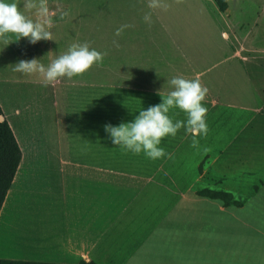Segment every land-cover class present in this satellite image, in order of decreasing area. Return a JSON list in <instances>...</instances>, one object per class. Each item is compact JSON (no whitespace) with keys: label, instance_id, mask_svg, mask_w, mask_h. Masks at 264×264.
I'll list each match as a JSON object with an SVG mask.
<instances>
[{"label":"rangeland","instance_id":"374dc122","mask_svg":"<svg viewBox=\"0 0 264 264\" xmlns=\"http://www.w3.org/2000/svg\"><path fill=\"white\" fill-rule=\"evenodd\" d=\"M58 1L54 4L61 22L59 29L69 35L70 48L64 57L69 62L80 60L85 66L100 61V68L90 70H97L100 77L95 83L89 82L90 89L85 90L72 85L75 77L69 74V87L64 88V95L59 92L60 107L53 106L57 97L55 88L32 89L37 96L47 94L48 107L25 124V142L30 143V148L36 143L38 150L31 156H51L46 148L59 153L62 143L66 156H79V120L87 110V107L83 110L84 100L80 97H85L84 91H88L91 95L95 93L94 97L99 93L101 103L96 124L100 131V157L109 159L111 153L129 164L127 168L140 172V166L130 165L144 155L147 157L140 145V132L137 133L142 127L141 93L147 90L139 82V78L142 84L147 81L146 69L141 73L140 62L147 51H153L155 56L159 50L165 51L162 64H167L170 58L172 63L184 67L185 72L195 71L197 80L193 84L178 78L173 81L165 75L154 76L158 70L149 69L151 82L158 77L161 84L156 83L157 87L166 92L175 90L189 95L192 89L194 98L199 100L190 103L169 99L174 91L160 98L166 103L175 101L177 108L165 120L154 117L170 144L163 150L168 155L165 169L172 165L174 173L190 179L207 170L206 179L210 181L197 183L196 188L225 191L243 203L242 207L224 208V212L215 205L207 209L193 206L192 225L212 222L213 227L207 224L200 231L212 235L214 244L219 245L223 237L228 253L226 264H264V3L226 0L227 10L221 12L214 0ZM65 45V39L56 44L54 58L50 59L63 74L65 71L60 70L63 65L59 64ZM110 62H117V70ZM124 64L127 69L119 67ZM93 86L99 90L94 91ZM145 96L147 102L157 99L155 95ZM152 104L151 116L158 109L156 102ZM5 105L7 108L8 104ZM108 116L116 123L114 133L109 132ZM91 123L88 131L93 127ZM170 127L177 130L175 135V131H168ZM182 128L180 134L178 129ZM35 170L26 175L24 186L29 188L33 183L37 193L44 184L40 178L49 169L39 165ZM32 199L44 205L47 196L21 193L19 197L26 206ZM145 214L143 211L142 217Z\"/></svg>","mask_w":264,"mask_h":264},{"label":"crops","instance_id":"0c3cea01","mask_svg":"<svg viewBox=\"0 0 264 264\" xmlns=\"http://www.w3.org/2000/svg\"><path fill=\"white\" fill-rule=\"evenodd\" d=\"M261 1L264 3V0ZM58 2L0 0V107L2 119L10 125L22 153L14 181L0 211V259L45 264H226L228 253L223 246V237L219 245L214 244L212 235L200 231L207 224L213 227L212 222L192 225L193 206L207 209L215 205L220 212L226 208L222 202L197 194L200 190L196 188L197 183L210 181L206 179L207 170L190 179L174 173L172 165L170 169H165L168 155L163 150L170 144L166 143V132L154 122V117L160 116L165 120L171 110L177 108L175 101L166 103L160 98L174 91L169 99L188 100L190 103L199 101L194 98L196 95L192 89L189 95L176 93L175 90L166 92L157 87L161 84L158 77L151 82L149 69L158 70L154 76L165 75L173 81L178 78L193 84L197 80L195 71L185 72L184 67L172 63L174 61L170 58L167 64H162L165 51L158 49L156 56L153 51H147L140 62L141 73H145L146 69L147 81L142 84L139 78V82L147 90L141 89L142 127L137 133L140 132V145L147 157L144 155V158L130 164L140 166V172L127 168L129 164L119 161L111 153L109 159L100 157V131L96 126L100 116L99 91L96 97L95 93L91 95L88 91H84L85 97H80L84 100L83 110L86 107L87 110L83 111L79 120L78 157L66 156L63 143L58 148L61 150L59 153L46 148L51 156H31L38 150L36 143L30 148V143L25 142V124L48 107L47 94L43 92L37 96L32 89L55 88L57 97L53 106L60 107L59 92L62 96L64 88L69 87V74L71 78L75 77L72 85L85 90L90 89L91 83L97 82L96 78L100 77L97 70L94 72L100 68V61L85 66L80 60L69 62L64 57L70 48L69 35L59 29L61 22L55 7ZM63 39L66 50L61 53L62 64L59 66L63 65L60 70L65 74L56 69L58 65L55 61H50L54 58L56 44ZM110 63L117 70V62ZM119 67L127 69L128 65ZM92 69L94 71L90 72ZM92 88L95 91L98 86ZM145 94L155 95L157 99L147 102ZM153 102L158 109L151 116ZM180 118L185 119L183 116ZM107 120L109 132L114 133V119L108 116ZM65 121L67 124V118ZM90 123L94 128L88 131ZM183 130L178 129V132L182 134ZM168 131L174 132L175 127H170ZM194 132L197 133V130ZM39 165H45L49 170L40 178L44 179V184L36 193L33 183L25 188L24 180ZM21 193L44 194L47 199L44 205L40 200L32 199L26 206L19 200ZM143 211L146 214L142 217ZM26 213L28 215L23 217Z\"/></svg>","mask_w":264,"mask_h":264},{"label":"trees","instance_id":"16d2710c","mask_svg":"<svg viewBox=\"0 0 264 264\" xmlns=\"http://www.w3.org/2000/svg\"><path fill=\"white\" fill-rule=\"evenodd\" d=\"M221 12L227 10L226 0H214ZM3 115L0 107V117ZM22 158L21 149L14 133L6 120H0V211L12 186ZM197 194L212 200H218L224 207H242L243 203L235 200L231 193L213 189H200ZM0 264H45L12 260H1ZM86 264V263H81ZM94 264V263H90Z\"/></svg>","mask_w":264,"mask_h":264},{"label":"water","instance_id":"95a60500","mask_svg":"<svg viewBox=\"0 0 264 264\" xmlns=\"http://www.w3.org/2000/svg\"><path fill=\"white\" fill-rule=\"evenodd\" d=\"M0 120H3V119H2V116L0 117Z\"/></svg>","mask_w":264,"mask_h":264}]
</instances>
